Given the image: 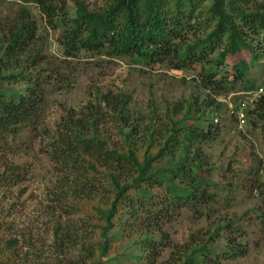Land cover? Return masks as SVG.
<instances>
[{"label":"trees","instance_id":"1","mask_svg":"<svg viewBox=\"0 0 264 264\" xmlns=\"http://www.w3.org/2000/svg\"><path fill=\"white\" fill-rule=\"evenodd\" d=\"M10 1L18 9L9 22L0 21V142L34 122L49 84L41 72L47 64L43 38L29 6L48 27H63L60 63L66 69L85 53L196 73L191 80L204 92L160 107L149 100L148 115L132 119L126 92L96 88L92 100L61 120L50 157L74 177L68 192L84 218L86 240L78 264H219L244 257L246 246L227 237L218 251L212 245L231 224H214L210 239L177 252L164 226L184 212L201 218L217 202L215 169L202 146L216 139L223 109L237 122L236 105L229 110L217 97L264 84V1L106 0L91 10L72 0V15L62 0ZM51 72L61 88L69 84ZM246 112L257 128L264 97ZM234 169L227 163L231 192L249 186L264 205V160L243 172L244 181ZM15 242L1 249L0 264H9L4 258ZM164 250L171 252L163 260Z\"/></svg>","mask_w":264,"mask_h":264},{"label":"rangeland","instance_id":"2","mask_svg":"<svg viewBox=\"0 0 264 264\" xmlns=\"http://www.w3.org/2000/svg\"><path fill=\"white\" fill-rule=\"evenodd\" d=\"M62 1L72 15L73 1ZM83 1L94 10L106 0ZM17 9L18 4L0 0V21L6 23ZM29 12L43 38L47 64L42 66L41 72L49 84L45 88L43 110L34 122L23 125L18 135L0 142V251L8 241L15 240L12 254L4 258L9 264L25 261L28 264H78L86 240L82 231L84 218L71 207L73 200L68 192L74 185V177L68 168L50 157L56 147L61 120L92 100L96 88L126 92L131 97L128 114L132 119H144L148 115L149 100L160 107L163 102L190 95L202 97L204 92L191 80L196 73L161 66L145 68L127 60L106 61L83 53L79 59L71 60L68 65L71 69H66L67 65L60 63L63 55L59 39L63 27H48L45 16L33 6H29ZM51 71L69 79V84L61 88L63 85L59 79H52ZM261 82L262 76L257 75L256 85ZM240 93L220 95L217 100L230 110L237 105ZM220 115L222 118L216 122V139L202 146L215 169L217 202L201 218L182 213L164 226L165 233L177 252V249L190 247L192 242L210 239L214 224H231L214 236L212 245L218 251L224 246L222 237H227L233 243L245 245L247 254L236 259H221L219 264H264V205L249 186L231 192L232 185L230 188L227 184L230 179L227 163H234V174H239L244 181L247 176L242 175L243 172L252 171L259 160H264V121L252 128L249 119L239 126L229 118L226 109ZM170 252L164 250L161 259Z\"/></svg>","mask_w":264,"mask_h":264},{"label":"built area","instance_id":"3","mask_svg":"<svg viewBox=\"0 0 264 264\" xmlns=\"http://www.w3.org/2000/svg\"><path fill=\"white\" fill-rule=\"evenodd\" d=\"M238 96L239 100L234 114L238 125L241 126L246 121V111L251 110L256 102L264 97V84L253 91L241 92ZM231 109H233V107H231L230 110Z\"/></svg>","mask_w":264,"mask_h":264}]
</instances>
